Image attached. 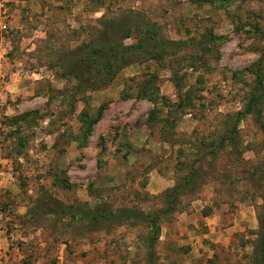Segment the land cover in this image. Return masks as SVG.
I'll return each instance as SVG.
<instances>
[{"label": "rangeland", "instance_id": "rangeland-1", "mask_svg": "<svg viewBox=\"0 0 264 264\" xmlns=\"http://www.w3.org/2000/svg\"><path fill=\"white\" fill-rule=\"evenodd\" d=\"M5 2L0 263L146 264L144 224L62 213L100 203L157 215L155 264H264V0ZM149 40L180 48L69 64Z\"/></svg>", "mask_w": 264, "mask_h": 264}, {"label": "trees", "instance_id": "trees-1", "mask_svg": "<svg viewBox=\"0 0 264 264\" xmlns=\"http://www.w3.org/2000/svg\"><path fill=\"white\" fill-rule=\"evenodd\" d=\"M150 43H145L142 42L136 46H132L129 48H123L121 44H118L116 47L114 45H108L106 48H101L98 50H93L91 54L83 55L80 57L76 62L69 63L71 64L70 67L73 71H77L78 68L86 66L89 69L93 67L94 64H105V72H109L108 66L110 64H120L124 60L125 55L127 52H131L132 50H139L140 52L146 53L150 55V57H155V56H162V53L170 52V51H177L178 44L166 42V41H156V40H149ZM145 43V44H144ZM147 44V45H146ZM98 62V63H96ZM91 66V67H90ZM91 73V72H90ZM76 79L80 80L81 82H85V78L83 74H75ZM256 85L260 90H262V82H261V74H260V67H257L256 71ZM111 80V78H110ZM109 80V81H110ZM88 88L93 89L94 85L93 84H86ZM103 86V84H102ZM259 102L258 98H252L249 101V104L246 108V113H254L256 117H259L260 112L258 110H255L254 106L257 105ZM85 114L87 112H84L83 116L85 117ZM102 116L101 111H98V117ZM11 122H6L7 127H13L11 126ZM11 129V128H10ZM14 129L10 134L16 135L19 133L20 128L15 127L12 128ZM88 136L91 133V129L87 128V131L85 132ZM83 140L85 141L86 136L82 137ZM83 141V142H84ZM264 167V164H263ZM262 177L264 180V168L262 169ZM166 198L170 201V204L173 202H176L177 200V187H174L171 189L167 195ZM170 211V209H168ZM64 215L73 217V216H80L83 218L84 221H86L88 224L92 225H98V224H107V223H114L116 225H120L122 223H128L130 225H135L136 223H142L144 224L147 229H148V239H147V259H146V264H155V253H154V246L156 242L158 241L159 238V233H160V228H159V220L157 215H150V216H142L140 213H136L135 211L131 210H122L118 211L117 213L108 211L103 204H97L95 207L91 208L88 211H83V210H72L68 213L66 211L62 212ZM113 226V225H112ZM264 246V234H262V239H261V247Z\"/></svg>", "mask_w": 264, "mask_h": 264}, {"label": "built area", "instance_id": "built-area-1", "mask_svg": "<svg viewBox=\"0 0 264 264\" xmlns=\"http://www.w3.org/2000/svg\"><path fill=\"white\" fill-rule=\"evenodd\" d=\"M5 0H0V44L3 43L5 39V35L9 31L8 26V14L7 10L4 8L5 6Z\"/></svg>", "mask_w": 264, "mask_h": 264}, {"label": "crops", "instance_id": "crops-1", "mask_svg": "<svg viewBox=\"0 0 264 264\" xmlns=\"http://www.w3.org/2000/svg\"><path fill=\"white\" fill-rule=\"evenodd\" d=\"M132 145H133L134 147H136L135 144H134L133 142H132ZM24 211H25V209H22V208L18 209V213H19V214H22ZM1 235H2V234H0V240H1V238H3ZM4 242L6 243L5 246L3 245ZM0 243L3 245V250H4V252H5V249L8 250V248H9V247L7 248V243H8V242L5 241V239H4V241H1ZM4 252H3V253H4ZM8 252H10V251H8ZM17 254H18V251H17V250H13V251H11V253H10L8 256L4 254L3 257H5V264H15V261H17V260L20 259V256L17 255ZM17 256H18V258H17ZM0 264H3V262L0 263Z\"/></svg>", "mask_w": 264, "mask_h": 264}]
</instances>
